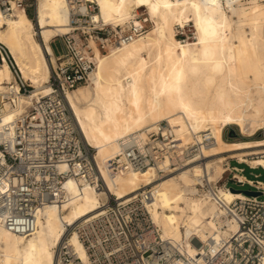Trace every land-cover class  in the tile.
Here are the masks:
<instances>
[{
	"label": "bare ground",
	"instance_id": "obj_1",
	"mask_svg": "<svg viewBox=\"0 0 264 264\" xmlns=\"http://www.w3.org/2000/svg\"><path fill=\"white\" fill-rule=\"evenodd\" d=\"M91 1L97 10L90 14L89 24L147 26L144 34L107 53L89 39L94 67L88 84L65 91L103 188L68 177L59 202L35 212L30 233L15 232L0 219V264H56V247L68 225L101 210L111 195L126 198L148 187L152 197L144 204L161 238L188 258L213 252L238 231L225 204L245 194L217 186L215 194L199 195L200 176L217 184L234 157L264 168V137H223L229 125H236L237 132L246 136L264 129V0ZM10 3L11 14L5 15L0 7V43L33 89L26 97L18 96L15 107L3 109L1 129L24 104L50 92L56 64L51 40L71 31L68 0H35V20L14 0ZM140 8L147 21L139 20ZM189 23L194 39L178 38L177 29L184 31ZM10 82V67L1 62L0 90ZM162 120L167 124L162 130L170 131V141L178 145L176 150L169 148L172 155L200 143L203 159L172 167L166 156L143 169L112 173L109 162L121 153L122 143L142 144L147 131L158 130ZM68 242L86 261L75 230Z\"/></svg>",
	"mask_w": 264,
	"mask_h": 264
},
{
	"label": "built area",
	"instance_id": "obj_2",
	"mask_svg": "<svg viewBox=\"0 0 264 264\" xmlns=\"http://www.w3.org/2000/svg\"><path fill=\"white\" fill-rule=\"evenodd\" d=\"M14 1L17 7L26 10L27 0ZM68 3L71 31L59 36L62 50L53 49L56 64L50 77V92L24 104L23 110L0 128V219L18 233L34 230L35 212L49 203L59 202L63 181L68 177L103 188L91 149L85 145L65 101V91L84 84L94 67L89 39L106 51L147 31L145 23L132 22L125 28L89 24L90 14L97 10L96 3L91 0H68ZM0 7L5 15L11 14L10 0H0ZM4 61L13 74V82L0 90V118L4 108L15 107L18 96L26 97L33 89L0 43V63ZM166 125L161 121L158 130L147 131L142 144L123 142L121 153L109 162L112 173L143 169L166 156L172 167L203 159L200 143L186 145L172 155L170 149L176 150L178 145L170 141V131L162 130ZM261 155L264 157V152ZM231 160L217 184L204 175L197 184L199 195L215 194L217 186L245 194L225 204L227 216L238 223V231L217 243L213 252H200L197 258H188L170 241L163 240L144 204V200L152 197L148 187L126 198L111 195L101 210L68 225L69 230L56 247V264H264V181L257 178L260 173L252 171L263 167L235 159L237 164L250 169L254 177L248 178L245 167L232 165ZM231 183L247 184L249 190L262 194H248ZM73 230L85 248L86 261L68 242Z\"/></svg>",
	"mask_w": 264,
	"mask_h": 264
},
{
	"label": "rangeland",
	"instance_id": "obj_3",
	"mask_svg": "<svg viewBox=\"0 0 264 264\" xmlns=\"http://www.w3.org/2000/svg\"><path fill=\"white\" fill-rule=\"evenodd\" d=\"M139 10V13H142L143 15V20L147 21L146 19V16H144V11H143V8H140L138 9ZM26 11L30 14L31 18L33 20H35V0H27L26 1ZM185 32V33H184ZM193 27L191 26V24H187L184 28V31L182 28H178L177 29V37L178 38H186V37H189L190 40L192 41L194 38H193ZM51 44H52V47L54 49L55 52H59L62 50V47H61V42H60V37L59 36H56L55 38H53L51 40ZM103 53H107L108 51H102ZM27 82L30 83L29 80H26ZM88 84V81L85 82L84 84H81V85H78V86H84V85H87ZM77 87V86H76ZM162 121H165V120H162ZM246 127H248V125L246 124ZM232 130H234L237 135L234 136V137H230L228 136V133L231 132ZM223 137L225 139H230V140H240V139H259V138H262L264 137V129H258L254 134L250 135V136H246V135H241L237 132V127L236 125H229L227 126L224 131H223ZM237 137V138H236ZM236 138V139H235ZM264 149V148H263ZM253 156V155H252ZM235 157L232 158L231 160V164L234 165V164H237L236 161H235ZM230 160V159H229ZM239 166H244L245 167V170H244V174L248 177V178H253V174H250L249 171L250 169L244 165V164H237ZM254 173H260V175L257 176L258 179L260 180H263L264 181V169L263 168H256L254 170H252ZM165 173H160V175H162ZM230 185L234 186L235 188L237 189H242V190H248L250 189V187L247 185V184H244V185H238V184H233L231 183Z\"/></svg>",
	"mask_w": 264,
	"mask_h": 264
},
{
	"label": "water",
	"instance_id": "obj_4",
	"mask_svg": "<svg viewBox=\"0 0 264 264\" xmlns=\"http://www.w3.org/2000/svg\"><path fill=\"white\" fill-rule=\"evenodd\" d=\"M236 135H237V133L234 130H232L231 132L228 133V136H230V137H234ZM243 191L248 193V194H251V195H261L262 194L261 191H257V190H249L248 189V190H243Z\"/></svg>",
	"mask_w": 264,
	"mask_h": 264
},
{
	"label": "trees",
	"instance_id": "obj_5",
	"mask_svg": "<svg viewBox=\"0 0 264 264\" xmlns=\"http://www.w3.org/2000/svg\"><path fill=\"white\" fill-rule=\"evenodd\" d=\"M28 13V12H27ZM29 14V13H28ZM30 15V14H29ZM31 17V16H30Z\"/></svg>",
	"mask_w": 264,
	"mask_h": 264
}]
</instances>
